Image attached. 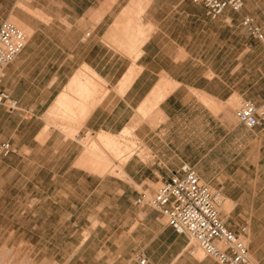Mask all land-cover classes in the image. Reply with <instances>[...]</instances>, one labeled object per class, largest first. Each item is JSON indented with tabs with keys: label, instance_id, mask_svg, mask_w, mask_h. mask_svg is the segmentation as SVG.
Wrapping results in <instances>:
<instances>
[{
	"label": "crops",
	"instance_id": "crops-1",
	"mask_svg": "<svg viewBox=\"0 0 264 264\" xmlns=\"http://www.w3.org/2000/svg\"><path fill=\"white\" fill-rule=\"evenodd\" d=\"M134 3L133 7H123L122 18L119 15L110 23L106 0L95 5L84 0L79 16H54L46 7L43 10L24 7L30 12L27 16L23 11V16H14L29 36L23 49L2 72L1 88L17 101L18 108L8 113L0 108V143H9L13 150L6 157L0 155V160L42 159L35 167L39 177L36 189H40L45 179L52 184L45 192L42 188L41 200L36 199L47 215L42 221L70 223L80 220L76 215H85V221L98 223L96 228L90 225L85 229L79 247L94 245L98 234L104 240L98 249H84L80 264H139V259H144V264H217L210 257H198V253L190 256L185 250L184 236L174 233L157 210L135 203L141 193H154L155 187L167 181L182 164L194 167L200 180L219 190L232 204L227 213L228 227L233 232L245 228L251 261L264 264V124L253 128L260 130V148L240 151L245 160L237 161L235 156L227 175L222 164L213 165L209 160L221 156V138L205 142L202 135L195 134L196 111L209 112L203 103H215L216 110L230 109V101L238 95L235 83L228 81L236 77L233 13L227 10L210 19L201 5L184 0L139 2L143 8ZM136 10L139 15L143 13L140 22L143 37L131 50L121 47L117 33ZM109 36L121 48V54L109 51ZM254 41L264 62L262 45ZM244 46V52H250L249 45ZM80 66L94 72L108 92L84 117L77 133L115 136L121 131L128 132L127 126L133 125L138 151L144 152L142 155L135 152L125 159L122 179L108 175L93 177L75 167V160L67 166L48 164L50 158L57 156L65 159V163L76 150L75 141L63 133L56 134L48 126L50 121L45 122V116L55 114L57 99ZM130 72L132 80L126 90L119 91L118 85ZM162 90L163 100L151 113L142 116L140 105L149 95ZM263 101L242 100L254 104ZM149 114L151 117L146 120ZM71 129L63 128V132L71 135ZM220 129L217 124L215 131ZM45 130L51 132L40 142ZM19 139L27 144L17 145ZM93 197L95 201L89 204Z\"/></svg>",
	"mask_w": 264,
	"mask_h": 264
},
{
	"label": "rangeland",
	"instance_id": "rangeland-1",
	"mask_svg": "<svg viewBox=\"0 0 264 264\" xmlns=\"http://www.w3.org/2000/svg\"><path fill=\"white\" fill-rule=\"evenodd\" d=\"M83 1L84 0H0V26L4 23L12 24L29 36L28 32L21 26V23L14 18V16H23L21 11H23L26 16L30 13L29 10L24 7H37L40 10L46 7L54 16L58 14H68L69 16L76 14L79 16L84 8ZM91 1L93 5H95L99 0ZM131 1L145 3L147 0H106L107 8L110 12L108 22L110 23L112 19L118 18L119 15L122 18L123 13H120V11L124 10L123 7H131ZM244 16L252 18L254 24L264 35V0H244L242 10L237 14H232V17L236 21V62L234 64L236 68V77L230 78L228 81H233V83H235L236 91L238 95H242V97L236 95L235 98L237 100L230 106V109L221 108L216 110L211 107L213 106L210 105L212 103H203L206 108L209 104L207 108L209 112L197 110L195 118V134L197 137L202 135L205 142L214 137L221 138V148L223 149L221 156L211 157L209 160L213 165L222 164L225 175H227L229 164L232 163L235 156L238 157L236 159L237 161L244 159L240 151L243 149L255 151L260 148V143L258 141L259 128L249 130L244 126H239L235 119V111L241 106L243 99L251 102L259 98L264 99V62L260 58V49L257 43L248 34L246 29L240 25V19ZM139 17L142 23L143 13ZM11 20L18 23L20 26H17ZM82 23L83 21L81 20V27ZM107 42L108 49L111 53L115 55L121 54V48L112 42L110 36ZM244 44L249 45L250 52H244ZM81 68L84 69L85 67L80 66L77 70ZM0 108L4 109L3 107ZM4 111L7 113L10 112L6 109H4ZM140 114L145 116L142 112H140ZM51 116L50 118L45 116V122L47 120L50 121L48 125L51 126L50 129L53 128L56 134L60 132L65 134L67 138L73 139L76 143V150L70 157L66 158L65 163V159H58V156L52 159L50 158L49 161L46 158L43 159L44 162L48 161L49 166L53 164H55L56 167L62 165L67 166L71 160H75L73 162L75 167L82 169L93 177L108 175L113 179H122L123 174L121 170L124 163H121L133 153L139 152L138 141L132 132L133 125H129L127 126L129 127L128 132L122 133L121 131L115 134L121 144L120 147H127L125 148V153H122L123 156H117L116 159L109 157L111 164L107 166L105 171L101 174L93 173V171L89 169V165L80 161V158L87 151L90 145L89 143L93 141L102 149L101 145L94 138L97 133H77L78 129L71 135L66 134L63 132V128L64 126L70 125L69 122L66 123L69 119L59 117L56 113L55 115L51 113ZM150 117L149 114L146 120H149ZM217 124H220L221 128L219 132L215 131ZM50 132L49 130H45L44 133L41 134L42 138L40 142H42L43 138H46L48 136L47 134ZM16 143L19 146L27 144L20 139L17 140ZM31 147L35 149L34 144H31ZM104 152L107 154L106 151ZM139 153L141 155L144 154V152ZM27 160L28 161H23L19 157L0 160V264H80L79 259L84 256V249H98L101 241L104 240L102 234H98L94 245L85 244L79 247L80 242L85 237V229L90 225L96 228L98 223L91 224L85 221L83 219L85 215H76L80 217V220L70 223L42 221L41 218L47 217V215L42 211L43 207L41 204L37 205L36 199L39 197L38 199L41 200L40 195L41 192H43L42 188L45 192L46 188L51 187L52 184L45 179L44 183L39 185L40 189H36V182L39 177L36 174L35 167L42 159L30 157ZM203 172L205 175L207 174L206 166ZM44 178H46V176ZM201 182L206 184L202 179ZM92 185L90 188L93 187ZM206 185L221 194L219 190L211 185ZM159 187L160 185L155 187L154 193ZM154 193L150 194L144 192L141 193V195L149 198L153 196ZM223 199L227 200L225 198ZM94 201L95 197L89 201V204ZM156 212L162 215L163 222L166 224L165 216L159 211ZM219 212L225 220L227 218L229 219V215L221 209V206L219 207ZM49 217L53 218L56 217V215H49ZM197 256L201 257V254L198 253Z\"/></svg>",
	"mask_w": 264,
	"mask_h": 264
},
{
	"label": "built area",
	"instance_id": "built-area-1",
	"mask_svg": "<svg viewBox=\"0 0 264 264\" xmlns=\"http://www.w3.org/2000/svg\"><path fill=\"white\" fill-rule=\"evenodd\" d=\"M193 5H201L207 17L216 19L230 11L239 13L244 0H184ZM241 25L248 34L257 40L263 48L264 35L254 24L253 19L244 16ZM27 35L16 26L4 23L0 26V81L3 68L8 65L23 49ZM0 107L7 111L18 108L17 101L11 99L0 84ZM237 123L247 129L264 124V101L260 104L243 102L235 111ZM13 153L9 143H0V155ZM221 194L203 184L194 167L182 164L173 171L170 178L163 182L153 196L141 195L137 205H147L161 212L167 225L177 235L187 239L185 250L190 256L200 253L210 257L217 264H257L251 261L245 243V228L233 232L226 220L220 215ZM139 259V264H144Z\"/></svg>",
	"mask_w": 264,
	"mask_h": 264
},
{
	"label": "bare ground",
	"instance_id": "bare-ground-1",
	"mask_svg": "<svg viewBox=\"0 0 264 264\" xmlns=\"http://www.w3.org/2000/svg\"><path fill=\"white\" fill-rule=\"evenodd\" d=\"M133 2L132 5L135 4H133ZM138 3L137 5H139L141 2L139 4ZM133 12H131L130 16L125 19L123 26L119 30V32L117 31L118 40L121 47L131 50L138 44V42L140 43L142 41L143 37V28L140 23L141 19H139L140 13H138L137 10L136 12ZM12 22L17 26H20L18 23L14 21ZM115 38L117 37L115 36ZM131 80L132 72H130L129 74H127L126 77H124V79L118 85V90H126L125 87ZM101 82L104 83L94 72L87 68L79 70L78 73L70 79V81L65 87V91L57 99L54 109L57 116L69 119L66 123L69 122L71 126H64L65 131L72 127L70 132L73 131L75 133V130H78V127L80 126L84 117L88 115L90 111L96 105L99 104V102H101L100 100H102L103 97H105L106 93L108 92V89H105V86L103 85V87L101 85ZM165 84L167 85V83ZM163 90L158 93L154 92L152 93V95H149V98L145 99L144 102L140 105L139 111H141L144 115L149 113L152 108H154L161 100H163L165 96V92ZM236 100V98H233L230 101L229 105L232 106L236 102ZM203 101H205V99ZM210 105L214 104L212 103ZM208 107L209 104L207 108ZM214 107L215 105L213 106V108ZM214 109H217V106ZM95 136L96 137L94 138L101 145L102 149H100L99 145L92 140L93 142L89 143L90 145L87 151L84 153L83 162H85L87 165H90L89 167L91 170L98 174H101L103 171H105L107 166L111 164V160L109 159V157L116 159L117 156H123L122 153H125L124 151L127 147L121 148V144L119 143L118 138L116 136L108 135L106 133H97ZM103 150L106 151L107 154H105ZM124 161L125 160H123V162ZM123 162L121 164H123ZM220 206L221 209H223L226 213H228L232 209V205L229 203V201L224 200L223 198L220 199Z\"/></svg>",
	"mask_w": 264,
	"mask_h": 264
}]
</instances>
